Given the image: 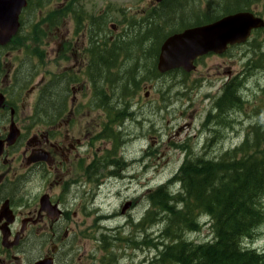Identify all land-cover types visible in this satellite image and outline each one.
<instances>
[{"label":"rangeland","instance_id":"1","mask_svg":"<svg viewBox=\"0 0 264 264\" xmlns=\"http://www.w3.org/2000/svg\"><path fill=\"white\" fill-rule=\"evenodd\" d=\"M85 3L86 19L97 16L102 4L106 9L100 15L108 10L107 43H103V49L112 48L118 40L124 42L123 48L129 44L118 61L108 55L96 66L94 60L96 82L89 75V68L93 60L91 49L98 44L92 42L94 31L91 32L93 25L89 20L75 31L76 22L66 15L64 39L62 32L38 22L36 27H26L25 36L40 46L26 43L11 59V72L20 66L24 78L31 73L26 85L28 90L36 88L35 95L26 99L24 111L31 112L35 100L41 97V109H33L36 126H41L42 111L55 115L62 105H66L65 111L78 106L81 122L75 137L81 139L80 153L87 158L84 168L96 163V170L65 176L61 183L64 204L72 219L70 224L65 222L69 233L59 245L55 264H156L158 251L154 244L167 222L163 219L165 213L155 214L152 210L148 195L163 186L173 195L181 192L182 185L174 178L186 161L217 160L240 146L250 128L264 125V28L246 44L223 55L202 58L197 71L187 75L175 72L159 76L158 53L154 52L156 34L159 31L163 41L166 36L181 32L183 22H187V27L196 26L209 17L234 12L230 9L237 4L264 18V0H180L168 6L171 12L159 9L154 14L149 0H109V9L101 0ZM79 40H84L81 48L75 47ZM234 78L245 83L241 93L243 107L213 118L208 125V115L216 116L215 103ZM61 79L64 81L57 88H50L42 97L45 85ZM97 90L102 95H97ZM105 124L111 127V137L103 136ZM92 134L96 136L95 154L89 159L92 144L87 137ZM26 174L21 175L25 195L29 192V196H36L46 189L48 183L43 186L39 174L28 175L32 179H27ZM151 211L154 214L148 217ZM200 222L201 229L186 233L187 239L196 243L213 241L208 218L202 217ZM146 238L151 241L149 244L144 243ZM241 245L263 253L264 224L255 238L244 239ZM30 246L27 255H21L23 264L29 257L37 259L44 248L52 250V244L41 237Z\"/></svg>","mask_w":264,"mask_h":264},{"label":"flooded vegetation","instance_id":"2","mask_svg":"<svg viewBox=\"0 0 264 264\" xmlns=\"http://www.w3.org/2000/svg\"><path fill=\"white\" fill-rule=\"evenodd\" d=\"M101 1H104L109 9V0ZM178 1L180 0H162L161 2L149 0L153 7L150 11L152 14L159 9H163L165 13L171 12L168 6H173ZM19 4L21 9L18 32L9 42L0 43V99L3 100L0 106V264H23L21 255L26 256V249L31 248V242L39 237L51 243L52 250L48 252L44 248L37 259L33 260L29 257L25 259V264H36L49 258H52L55 264L60 255L59 245L65 242L69 233L65 222L70 224L72 219L64 204L61 183L65 176L71 174L78 176L82 171L89 173L91 170H96V163L94 161L87 170L84 168L87 158L80 153L81 139L75 137L79 134L77 129L81 122L78 121V106H74L71 111H65L66 105H62V109L55 115L42 111L40 118L43 121L40 127L36 126L37 123L32 120L35 114L33 109L34 107L36 110L41 109L40 97L35 100L34 107L29 106L33 107L31 112L24 111L26 99H31L35 95L36 88L31 87L28 90L26 85L31 80V73L24 78L20 66L11 72V59L16 58V53L24 49L26 43L40 46L39 43L25 36L26 27H36L37 22L62 32L64 39L66 15H70L76 22L75 31L85 25L84 21L89 20L88 23L93 25L91 32L94 31L91 36L92 42L98 44L95 46L101 47L103 43H107L105 29L109 21L108 10L100 15L106 9L102 4V9L97 16L90 18L87 16L88 19H86L84 17L87 7L85 0H12L11 6L16 7ZM33 18H39V21H33ZM186 23H182L181 31L191 28L187 27ZM83 43L84 40H79L75 47L81 48ZM108 49H111V46ZM3 64L6 66H2ZM92 65L95 64L91 63L89 68L91 71L94 70ZM13 122L19 135L10 140ZM110 134L111 127L105 124L104 138L111 137ZM87 139L92 144L89 148L92 154L88 155L90 159L95 154L96 136L92 134ZM22 172L28 173L27 179H32L30 177L32 174H39L41 181H44L43 186L46 182L48 183L46 189L40 190V194L36 196H29V192L25 195V191L21 190L23 188ZM55 190L61 193H55ZM73 217H76L75 213Z\"/></svg>","mask_w":264,"mask_h":264},{"label":"trees","instance_id":"3","mask_svg":"<svg viewBox=\"0 0 264 264\" xmlns=\"http://www.w3.org/2000/svg\"><path fill=\"white\" fill-rule=\"evenodd\" d=\"M230 11L250 10L237 4ZM219 18V15L209 17L203 23ZM162 38L158 31L157 48L154 50L156 54ZM121 43L124 42H114L111 51L93 46L92 63L96 64L94 60H97L96 66H99L98 60L105 59L108 55L112 60L118 61L119 55L124 50L128 51L129 47L127 44L126 48H123ZM96 73L99 75V70ZM89 75L96 82L97 77L95 78L91 70ZM60 81L64 80L45 85L42 88V97L47 95L50 88H57ZM63 84L68 92L69 88L64 82ZM244 86L241 78H234L225 85L223 93L215 103L216 116L209 114L207 117L208 125L213 118L219 119L228 111L243 107L245 100L241 93ZM96 94L102 95V92L97 90ZM174 181L182 185L181 192L173 195L167 186H163L148 195L152 210L155 214L165 213L163 219L167 222L158 242L154 244L158 251L156 264H264V252L246 249L241 245L244 239L255 238L259 227L264 224L263 124L250 128L240 146L227 151L217 160L197 158L186 161ZM154 212L151 211L148 217ZM202 217L208 218L214 240L196 243L187 239L186 233L199 231L202 227ZM102 242L108 243L105 237H102ZM150 242L148 238L144 239V243ZM104 243L107 249L108 246Z\"/></svg>","mask_w":264,"mask_h":264},{"label":"water","instance_id":"4","mask_svg":"<svg viewBox=\"0 0 264 264\" xmlns=\"http://www.w3.org/2000/svg\"><path fill=\"white\" fill-rule=\"evenodd\" d=\"M11 5L12 0H2L0 3V43L2 44L9 42L19 29L21 4L16 7ZM261 28H264L263 18L251 12H238L225 16L212 24L174 34L161 47L158 70L162 74L176 69L192 73L197 70L196 62L200 58L211 53L222 55L230 47L245 44L249 41L253 31ZM1 100L0 106L3 103ZM18 135V129L13 123L10 140ZM36 264H54V261L49 258Z\"/></svg>","mask_w":264,"mask_h":264},{"label":"bare ground","instance_id":"5","mask_svg":"<svg viewBox=\"0 0 264 264\" xmlns=\"http://www.w3.org/2000/svg\"><path fill=\"white\" fill-rule=\"evenodd\" d=\"M198 220V219H197Z\"/></svg>","mask_w":264,"mask_h":264}]
</instances>
